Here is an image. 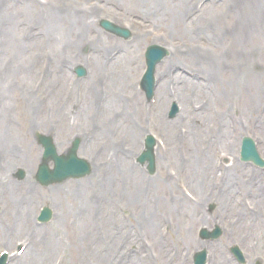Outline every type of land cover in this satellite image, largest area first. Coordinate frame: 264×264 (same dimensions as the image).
<instances>
[{"label":"rangeland","instance_id":"1","mask_svg":"<svg viewBox=\"0 0 264 264\" xmlns=\"http://www.w3.org/2000/svg\"><path fill=\"white\" fill-rule=\"evenodd\" d=\"M116 1L117 0H92L90 1L91 3H89L90 5H88L85 0H0V40L3 43L6 41L8 34L10 33L8 32L10 26L14 21L16 22L18 20L17 18L20 15H24L23 22L22 20H18L19 24L15 25V32L9 41L13 45H16L18 50L13 63V65H16L15 68L17 69L20 67L22 73V70L24 69L33 74V76L22 79L21 81L22 84L30 88L31 91L21 92V94L13 99L10 109H7L9 103L0 101V105L5 107L4 110L0 112V137L1 135H5L8 139H10L9 143L12 146V155L20 156L24 154L28 148L31 150V155H33L36 150L32 149V147L35 148L37 146L35 134L38 132L48 135L49 133V131H46L45 133L42 129H40V127L32 125L34 122H38V114L37 110H31L28 108V102H31L32 104L36 98L37 105V99H42L45 96V93L41 90L46 87L43 80L45 77L44 74L49 69V64L46 63L48 62L49 57H53V53H57L54 50H58L59 47L61 49L62 45H64V40L70 43L65 50L63 49L61 53L57 54V64L59 63V60H70V62L74 65L70 80L64 82L62 85L64 91L61 94V100L65 107H68V101L64 100L65 93L74 92L77 90L80 83L74 74L75 69L79 66L85 67L89 65V61H91V59L93 60L92 65H95L96 58L103 57V55L111 47L110 45L102 50L97 45L100 34L102 33L99 27V22L105 18H111L116 22V19L120 18L121 10L117 7ZM196 1L197 0H195V2ZM43 2L47 3V5L44 6V8H41V3ZM121 2L123 5V13H127L129 6L126 5L125 0H121ZM166 6L170 11L171 9L168 3H166ZM156 7L158 8L157 0ZM39 12L46 13L43 16H37ZM214 14H219L214 23H221L224 25V28L222 27V37L225 39L229 38L228 40L231 48L229 59L234 63L233 66H227V68L223 70L222 75H219L218 86L222 89L223 77L231 79L234 77L236 79V91H241L239 100L243 102L249 101V104L254 102L256 103L253 105L252 111L247 110L230 112L229 108H225L227 101L223 100L219 101L216 108H211L210 112L205 117L204 115L200 117L201 125L199 130L203 131V141L192 140L191 143L185 147V149L190 150V158H194L199 150L200 153L212 151L211 169L213 168V165L215 167H219V158L222 155H227L223 153V151H219L215 154L216 147L219 145H225L235 132L241 133L243 131L250 130L254 133V135H256V137H258V139L262 140V152L264 153V6L261 8L257 0H219L215 7ZM249 15L252 19L259 21L254 22L250 20ZM162 16L164 17L162 19L166 22H169L168 20L172 17L170 15L167 18L165 14ZM178 23L180 24V21H178ZM51 26L53 27L52 31H50L51 29L49 30ZM213 27L215 28L214 24ZM163 30H165L168 36H170V31L166 29ZM215 32L216 34L218 32L216 28ZM207 35L214 37L211 31H206V35L201 34V36L197 39L194 36L189 35L187 36V40H190L191 43H197L200 38V43L202 41L201 45H206L209 39ZM33 47L38 48L39 51L44 50L43 54H39V58L35 60L30 59V57L35 54L33 52ZM7 48L9 49V53L13 51L12 45H8ZM3 61L4 57L0 53V65ZM16 61H19L20 64L18 65ZM189 63L193 65L195 74H199L202 78H205V80L209 79L217 83L216 74L211 79L209 78V73L207 71H202V68L191 57L189 58ZM11 64L12 59L8 58L7 65ZM41 67L43 70H41ZM19 87L23 89V85H21L19 81H16L15 88L12 93L13 95L17 94ZM251 95L258 96L257 101L250 99ZM126 97L127 101L132 98L128 97V95H126ZM13 104H15L14 107H12ZM197 105L198 103H196V106ZM50 106L51 103L48 108H50ZM245 106V104H242L239 107L243 110ZM65 107L57 109V111L53 114V120L48 119L46 121L48 126L51 124L50 130L53 129L54 125H57L59 129H61L59 123L61 120H64ZM56 108H58V105L53 102V109ZM135 111H137V107H135ZM138 111H141V115L136 117L137 113L134 112L131 117V122L133 123L135 118L137 120L140 117L142 127L145 129L149 112L148 110L142 108H139ZM60 112H62L61 115H59ZM72 112V116L68 117L66 120L67 127L63 126L59 135V137H65L62 140L64 144H67L68 140L71 139L72 133L78 130L74 129L76 126L73 115L76 112L74 111V108L72 109ZM44 116L45 115H41L42 121ZM196 119L198 120V116ZM88 126L89 122L81 130L85 131ZM177 127L178 125L176 124L175 132H177ZM180 129L181 127L178 128V132ZM36 130L38 131L34 133ZM155 132L165 141L167 140L166 135L162 130H155ZM131 133L132 131L125 132L118 139H113L112 144L116 141V143L124 150L131 149L134 153H137L139 148L133 149ZM56 134L57 132L53 130V135L56 136ZM54 136L53 138H55ZM205 140L209 143V151H205V149L202 148ZM238 142L239 140L236 142V148L233 149V151H236ZM257 143L259 144L258 141ZM221 148L225 150V148ZM6 156L5 149L0 146V186H2L1 184L3 183L2 179L4 178L3 176L5 174L10 155H8V157ZM187 156L189 155L187 154ZM261 156L264 158V155L261 154ZM109 159L102 161L101 165L97 168V184H100V175L104 173L108 166H112L113 160ZM229 161L231 162V160ZM233 161L234 160H232V162ZM21 162L26 164L25 161H20L18 163ZM127 162L128 161L126 160L119 161L117 165L118 171L111 173L110 175L118 176L139 172V167L134 164H128ZM38 164L39 161L37 162V165ZM230 165L231 164H229V167ZM162 167L167 170V176L170 177V179H173L174 175L171 173L172 169L180 173L179 175H182L183 182L189 188L193 189L198 197H204L207 195L203 185L196 186L194 184V179L199 182L201 181L200 175H197L196 173L183 172L180 160L176 155H172L169 159H165ZM251 171L254 170L251 169ZM35 176L36 174L33 173L32 176L25 179V187H27V189L34 186L33 181ZM112 182H116V180H113ZM90 196L91 191H88V199L91 201ZM241 203L242 201L239 202V204ZM42 206L49 207L50 205L44 204ZM25 207H27V205L23 206L19 212L17 210V213L14 214L19 217V221H21V217H23ZM36 208L37 204L35 205V209ZM35 209L33 210L34 214ZM37 211L38 210H36V213ZM237 212L238 210L236 213ZM229 215L231 219H234L237 216L235 212L229 213ZM104 216L106 218V212L104 213ZM6 219L7 218L3 212L0 211V251L7 250L6 245L10 237L15 235V229L20 232V230L17 229L19 222L14 225L12 220H10V224L12 226L8 227L1 223L2 220ZM140 223V221H137L134 223V226L138 228ZM64 236H67L69 239V234L66 233L65 230L61 233V237L64 238ZM228 239L230 241L238 240L248 251L252 250L254 241L253 235L251 230L246 226H242L235 232L230 233ZM18 242L21 241L14 240L12 244ZM9 248L10 251L14 250L11 245ZM56 256L57 255H54V259ZM76 257L77 255L73 253V258L71 257L73 264L76 263ZM133 258L134 256L127 260L126 264H130V261ZM137 258L138 262L144 261L143 257ZM51 260H53V256ZM218 264H229V262L220 261Z\"/></svg>","mask_w":264,"mask_h":264},{"label":"bare ground","instance_id":"2","mask_svg":"<svg viewBox=\"0 0 264 264\" xmlns=\"http://www.w3.org/2000/svg\"><path fill=\"white\" fill-rule=\"evenodd\" d=\"M170 8H175L180 4V1L177 0L176 3L173 2H169L168 0H165ZM158 10L160 11L161 14H165L166 17L168 18L170 16L169 12L167 11L166 7L164 6V4L162 2H159L158 4ZM250 20L254 21V22H258L259 20H255L252 19L251 16L249 15ZM18 20H22L24 19V15H20L18 18ZM14 21L13 24L10 26V28L8 29V32H10L8 34V38L6 39V41L3 43L0 40V53L3 55L4 57V61L1 63L0 65V94H1V102H5V103H9L7 109H10L11 104L13 103V99L16 98L19 94H21V92H26L28 91V89L26 88L25 85H23V90H20V88L18 89V92L16 95H13V90L15 88V83L16 81H18L19 79L23 77H31L33 76V74L30 71H26V70H22L23 73L20 70V67H18L17 69L15 68L16 65H13L14 63V58L16 57V54L18 53L17 47L16 45H13L9 40L11 39L13 33L15 32V25L19 24V21ZM173 22L176 26H178L177 22L173 19ZM219 26L222 28H224L223 24H219ZM51 29V30H50ZM50 31L53 30V27L51 26L49 28ZM54 32V31H53ZM236 34V31H235ZM54 36V35H53ZM64 45L62 44H58V45H62L61 49H66L68 46V42L66 40H64ZM70 44V43H69ZM225 44V40L222 36H216L215 38L212 39V46L208 49H201V52L204 54V59L202 61L205 62V68L206 70H208L213 63V59L212 57L215 56V53L218 52V48L221 46H224ZM8 45H12L13 47V51L11 53H9V49L7 48ZM54 50V49H53ZM58 50L60 51V47L58 48ZM33 52L35 53L32 57H30L31 60H35L38 59L39 56L41 54H43L44 50H38V48L33 47ZM40 54V55H39ZM8 58L12 59V64L11 65H7V61ZM43 60V57H42ZM16 63L19 65L20 62L16 61ZM48 63L50 65L53 64V59H49ZM13 65V66H12ZM38 67V66H37ZM66 70L62 69L59 72V77H57L58 80H60V83H62L63 81H65L66 77L68 76L67 74H65ZM120 73V72H119ZM110 75L108 73H100L98 74L97 78L100 80H105L109 77ZM3 78V79H2ZM114 79H115V74H112V78H111V88L108 89V93L110 94V101L109 104H112L116 101H118L121 97V95L123 94V91H128V89L126 87H116L114 88ZM6 82V83H5ZM205 92H201L198 91L197 94L201 97H207L209 95V93L211 92L210 90V85H205ZM94 92V90L92 91V93ZM133 92V91H132ZM178 92H179V96L181 97L182 102H180L182 108H184V106L187 105V102L189 101V97L186 98V89H183L181 86L178 87ZM134 94V93H133ZM223 96L225 97L226 100H232L234 98H236V91L231 92V93H226L224 91H222ZM135 95V94H134ZM13 96V97H11ZM93 97V94L90 96L88 102H87V107H92V101L91 98ZM11 98V100H10ZM160 114L163 112H166L168 110V107L170 105V101L167 98V96H165V93L161 92L160 94ZM137 100V99H136ZM15 104L12 105V107H14ZM11 107V108H12ZM5 107H3L2 105H0V112H2L4 110ZM250 108V107H249ZM38 127L44 128L45 127V123L41 120L39 121V123L37 124ZM198 125L195 126H191L190 130V136H189V140L191 138H193L195 136V134L198 131ZM173 130H175V125H172L169 127V129L167 130V133H172ZM132 131L137 132L138 131V127L137 125H133ZM188 140V141H189ZM34 150H37V148H33ZM212 151L207 152V153H200V150L198 151V153L196 154V156L194 158H192V166L196 167L198 169L202 170L201 173V178L202 180L196 181L194 179V184L196 186H202L205 184V180L209 179L212 174L213 171L211 170V158H212ZM14 161H25L27 162V164L31 167V169L34 171L35 169V165L37 162V156H32L31 155V150L28 148L24 154H22L19 157H13ZM21 165L24 166L26 168V164L24 162H21ZM237 176V171L233 170L231 173V178L234 179V177ZM21 194V193H20ZM64 194H66V190H62L61 191V195L63 196ZM47 200H49L50 202H53V190L50 191L48 193L47 196ZM39 200L35 199V203H38ZM5 205H3V209L6 210L8 212V214H10V216H12V214L16 213V210L23 207V196L18 194V188L16 186L11 185L7 194V198L4 200ZM31 211L29 210L25 215L23 220L21 221V225L23 224L24 227H30L29 222H30V218H31ZM82 211H83V205H81V210H80V215L82 216ZM94 228V224L92 222L91 219L89 218H84L83 222L80 224L79 227H75L76 229V245L78 248H80V240L82 236H85L89 233L92 232ZM33 233H32V232ZM31 231L28 229H23L20 232V235L22 237H25L29 240V242L33 243L34 242V238H37L36 236L39 235L40 233L37 232L34 228H31ZM14 238V237H13ZM12 239V237H11ZM10 239V240H11ZM52 244H53V238H52ZM51 251L54 254V249L53 247L51 248ZM45 255H47L46 257H36L34 256V253L31 251L30 253L28 252L26 254V261L24 262L25 264H40V263H44L48 260L49 256L51 255L50 252L48 251Z\"/></svg>","mask_w":264,"mask_h":264}]
</instances>
